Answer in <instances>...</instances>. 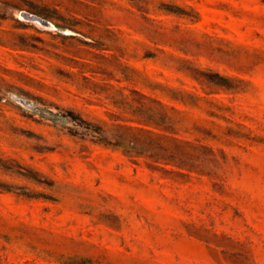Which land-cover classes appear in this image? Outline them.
<instances>
[{
  "label": "rangeland",
  "instance_id": "obj_1",
  "mask_svg": "<svg viewBox=\"0 0 264 264\" xmlns=\"http://www.w3.org/2000/svg\"><path fill=\"white\" fill-rule=\"evenodd\" d=\"M0 264H264V0H0Z\"/></svg>",
  "mask_w": 264,
  "mask_h": 264
},
{
  "label": "trees",
  "instance_id": "obj_2",
  "mask_svg": "<svg viewBox=\"0 0 264 264\" xmlns=\"http://www.w3.org/2000/svg\"><path fill=\"white\" fill-rule=\"evenodd\" d=\"M211 79H208V81L212 82L215 85H219V86H228L227 81L228 79L218 73H214L212 74ZM68 116H70L72 118V120L76 121L77 125L80 126L81 129V134L82 135H89L91 137H93L94 141H106L105 138H103L101 131L99 130L98 127L93 126V124L85 122L84 120H82L80 117L76 116L73 112L71 111H67ZM131 148L134 151H138L136 150V148L134 147V141L132 140L131 142ZM114 144L120 145V143L118 141H116ZM129 150H126V152H128ZM158 154H151L150 156H156ZM163 157V156H162Z\"/></svg>",
  "mask_w": 264,
  "mask_h": 264
},
{
  "label": "bare ground",
  "instance_id": "obj_3",
  "mask_svg": "<svg viewBox=\"0 0 264 264\" xmlns=\"http://www.w3.org/2000/svg\"><path fill=\"white\" fill-rule=\"evenodd\" d=\"M22 17L25 18V19L28 20V21H31V22L37 23V24H39V25H41V26H43V27H45V26L48 25V22H47L45 19L40 18V17H38V16H36V15H34V14H30V13L22 12ZM15 98H16V100H17L20 104H22V105H26V106L28 105L27 102H26L24 99L19 98V97H17V96H15Z\"/></svg>",
  "mask_w": 264,
  "mask_h": 264
}]
</instances>
